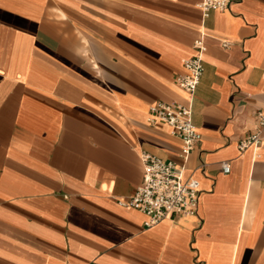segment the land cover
Here are the masks:
<instances>
[{
  "label": "crops",
  "instance_id": "0c3cea01",
  "mask_svg": "<svg viewBox=\"0 0 264 264\" xmlns=\"http://www.w3.org/2000/svg\"><path fill=\"white\" fill-rule=\"evenodd\" d=\"M200 0H0V264H264V0L204 19ZM203 35L185 178L197 216L146 228L128 201L141 154L178 166L156 104ZM230 172L223 173L222 164Z\"/></svg>",
  "mask_w": 264,
  "mask_h": 264
},
{
  "label": "built area",
  "instance_id": "2783aa9c",
  "mask_svg": "<svg viewBox=\"0 0 264 264\" xmlns=\"http://www.w3.org/2000/svg\"><path fill=\"white\" fill-rule=\"evenodd\" d=\"M232 0H200L197 7L203 18L214 11L229 8ZM195 56L184 61L185 73L177 75L176 84L189 96L188 104L177 103L174 106L156 103L149 108L147 122L155 125L163 122L170 128V133L182 142L179 157L183 165L178 166L149 153L141 154L143 165L142 183L135 189L128 201L119 204L131 207L146 216L144 225L151 228L174 216H197L200 194V182L193 178H185V163L200 140L192 118V101L201 78L204 74L203 57L207 47L203 35L194 41ZM264 136V113L254 115L253 132L240 141L239 148L258 147ZM225 174L230 172L229 163L222 164Z\"/></svg>",
  "mask_w": 264,
  "mask_h": 264
}]
</instances>
